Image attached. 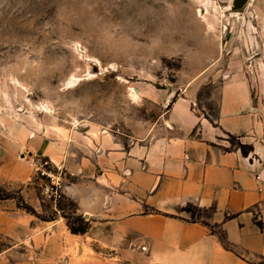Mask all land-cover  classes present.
<instances>
[{
	"label": "crops",
	"instance_id": "obj_1",
	"mask_svg": "<svg viewBox=\"0 0 264 264\" xmlns=\"http://www.w3.org/2000/svg\"><path fill=\"white\" fill-rule=\"evenodd\" d=\"M229 67L202 99L172 95L161 135L126 144L103 133L67 144L33 136L27 151L0 154V183L43 216L0 200V235L15 244L0 264H264V86ZM38 158L63 168V201L86 232L71 233L56 207L46 216Z\"/></svg>",
	"mask_w": 264,
	"mask_h": 264
},
{
	"label": "rangeland",
	"instance_id": "obj_2",
	"mask_svg": "<svg viewBox=\"0 0 264 264\" xmlns=\"http://www.w3.org/2000/svg\"><path fill=\"white\" fill-rule=\"evenodd\" d=\"M231 65L263 89L264 0H0V154L161 135L166 98L202 99Z\"/></svg>",
	"mask_w": 264,
	"mask_h": 264
},
{
	"label": "built area",
	"instance_id": "obj_3",
	"mask_svg": "<svg viewBox=\"0 0 264 264\" xmlns=\"http://www.w3.org/2000/svg\"><path fill=\"white\" fill-rule=\"evenodd\" d=\"M33 172L39 200L42 204L56 207L63 201L65 187L63 168L55 165L49 158H38L33 163ZM141 249L145 250L144 247Z\"/></svg>",
	"mask_w": 264,
	"mask_h": 264
},
{
	"label": "trees",
	"instance_id": "obj_4",
	"mask_svg": "<svg viewBox=\"0 0 264 264\" xmlns=\"http://www.w3.org/2000/svg\"><path fill=\"white\" fill-rule=\"evenodd\" d=\"M230 140L231 143L237 146L244 155H247L249 148H246L240 145L239 143L235 142L233 137H230ZM8 199L14 200L18 208L25 210L27 213L40 217V215L37 214L32 207L25 203V201L20 195L19 190H17L16 192H11L7 191L6 189L0 186V200ZM56 208L62 211L61 214L65 218L67 227L71 233L82 234L87 231L89 227L88 221H86L81 216L75 214L73 204H71L70 202L61 201L56 205ZM64 210H66V212ZM48 218L52 219V217ZM223 244L226 248H229V245L226 244L224 241Z\"/></svg>",
	"mask_w": 264,
	"mask_h": 264
},
{
	"label": "water",
	"instance_id": "obj_5",
	"mask_svg": "<svg viewBox=\"0 0 264 264\" xmlns=\"http://www.w3.org/2000/svg\"><path fill=\"white\" fill-rule=\"evenodd\" d=\"M244 2L245 0H232L233 9H239ZM135 92L137 93V90H135ZM172 100H173V96L170 95L168 100L165 103L166 106L169 105Z\"/></svg>",
	"mask_w": 264,
	"mask_h": 264
}]
</instances>
